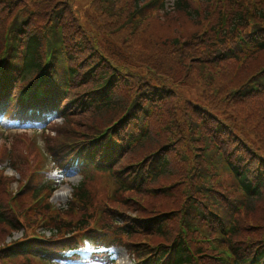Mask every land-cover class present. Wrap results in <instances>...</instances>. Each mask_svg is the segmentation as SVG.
Segmentation results:
<instances>
[{
    "label": "rangeland",
    "instance_id": "rangeland-1",
    "mask_svg": "<svg viewBox=\"0 0 264 264\" xmlns=\"http://www.w3.org/2000/svg\"><path fill=\"white\" fill-rule=\"evenodd\" d=\"M172 1V0H169ZM38 6V7H36ZM37 12H42L48 16L53 14H60L62 19L60 22L67 21L69 27L71 28L70 40L75 45L78 53L73 54L72 65L76 66L80 72H83L87 66L97 69L99 72L103 70L108 63L107 57L100 53L99 46L104 45L102 40H106V46L112 49L119 59L124 62H141L149 60H161V57L156 53L152 41L157 37H163L168 35L170 38L177 36L176 31L180 30L184 33H191L197 28V22L187 18L183 13H169L164 14L163 20L158 19V15L151 14L153 18L149 24L142 23L139 18L134 17V13H130L127 16V22L135 21L138 27L137 31L130 32L124 24H119L118 20L111 16L110 14H99L97 17H92L91 19L78 20L74 13L69 14L70 9L68 5L63 0H54L51 5H49L45 0H0V53L4 46V37L11 26V24L16 20L17 30L19 32L31 31V26L29 25L32 14ZM28 13V15H27ZM151 13H154L153 11ZM17 17V18H16ZM51 20L46 19L41 26L47 28L50 26ZM113 34V35H111ZM255 34V31L247 34L250 38ZM97 36L95 39L94 36ZM23 36V35H22ZM17 38V37H16ZM15 46L21 49V43L14 41ZM86 44L88 49H85L82 45ZM259 64L257 69L254 68L253 76L251 77V82L249 85L250 95L255 96L256 92H260V88L255 89V78L264 77V52L259 56ZM255 62V65L258 61ZM254 65V67H255ZM115 66V65H113ZM115 68V67H114ZM112 70V67H111ZM115 70L118 69L115 68ZM128 71H124L129 76V79L125 82H120L118 87V93L126 98L135 97L136 102L140 104H145L146 101L142 99V96L150 93L149 85L146 82H139L137 85V74L136 70L129 66ZM260 81H264V78H260ZM261 84V83H259ZM261 94H264V84ZM260 85V86H262ZM247 85H245L246 87ZM244 87V88H245ZM177 93H173L172 96L164 98V102L172 107L173 111L171 116L158 119L155 124V130L153 132L152 138L154 143H147L143 148H141L136 158L125 159L122 165H129L136 162L144 160H153L160 157L162 154L167 153L171 160V167L165 174V177L159 179L155 184L150 185L146 190L140 192H129L124 193V196L128 198L126 203L110 202L103 197L107 196L109 190V176L105 175L103 179L99 178L95 180L94 173L92 170H87L85 173H73L65 177V183L62 184L56 194V198L63 199L66 203L68 199L71 198L73 188H75L82 178H87L88 188L95 201V209L92 212L97 213V209L105 208L106 203H110L113 210H118L127 213L132 217H149L152 218L157 225L154 226L149 234H135L129 238L132 245L137 246L139 249H152V248H162L165 252L173 249L174 242L181 240L184 236H178L176 231L181 227V218L185 214L196 212L192 209V205L187 207L184 205L187 196L189 195L188 181L185 175L188 173L194 157L198 156L199 152L189 153L187 151V140L182 137L174 138L171 136L169 129L165 126L168 121L173 123L181 124L185 120L183 115L184 104L179 101ZM201 92L195 90L191 99L199 100ZM260 101L264 102V99L260 98ZM62 118H56L55 129L60 128L64 131V125L61 121ZM142 121L139 120L138 124ZM112 121L108 120L107 116L99 113H93V111L85 114L84 116L76 119L70 123L64 134L66 139H77L83 136H91L95 133L102 131L105 127L111 124ZM241 123H247L244 119V115L241 118ZM249 129L247 132V140L255 144V150L249 148L253 156L257 158L260 152L264 154V112L262 110H256L255 117L249 123ZM255 130V135L250 134L249 131ZM13 135L11 140H2L0 143V156L5 152L15 155L13 157L12 167L5 171L6 175L12 176L11 183H8L3 179L0 181V197L6 203H10L17 210L24 214V219L26 220L27 226H37L43 220L54 219L59 215L54 211H49L43 215H39V211L35 205V201L32 196L25 193L26 183L29 175L26 172H22L23 168H26L24 161V147L21 140H19V133L16 135L14 133H7ZM55 135V132H49V136ZM58 137L60 136L57 135ZM149 151L146 148H151ZM254 148V147H252ZM46 149H40V154ZM32 160L36 159L35 154L31 155ZM52 164V163H51ZM258 173L263 174L264 178V167H258ZM21 171V172H20ZM231 180H229V184ZM74 185V187L72 186ZM234 193L235 197H239V193L235 188H228V191ZM158 191L165 192V195L159 199L153 200L155 193ZM63 195V196H62ZM17 197V200H12V197ZM65 197V198H63ZM192 199V198H190ZM188 199V200H190ZM197 200H192L195 203ZM220 204H225L221 198L219 199ZM264 203V201H263ZM80 207L79 209H81ZM255 208V214L262 215ZM187 212L184 213V211ZM192 210V211H191ZM96 215V214H95ZM79 216V212H75L68 218L75 219ZM255 217H246L243 222V227L245 229L246 235L251 239V242L258 245L261 244V240L264 238V222L253 221ZM192 221L195 219L192 217ZM160 221V224H158ZM167 222V223H166ZM235 223H237L235 221ZM164 227L162 233L159 234L158 228ZM184 226V223H182ZM212 228V227H211ZM34 228H29L28 233L34 231ZM13 234V233H12ZM11 234V235H12ZM49 233H47L48 235ZM0 235L5 237L9 242L10 239L21 238V233H14L10 237V230L5 229L0 230ZM9 235V236H8ZM62 236V235H61ZM188 236V235H187ZM214 235L209 234H194L191 246L195 250L196 255L199 257V262L201 258L210 259L209 264H223L222 255L218 254V236L215 246L210 247L212 251L207 250L209 247L208 242H205V238L213 237ZM162 237H165L164 240ZM124 240V239H123ZM207 243V244H206ZM205 246L201 255H198L196 248L200 246ZM114 252H109L114 258H116L117 263L115 264H135L136 260L132 255V250L122 243L120 247L112 249ZM15 264H31L27 261H18Z\"/></svg>",
    "mask_w": 264,
    "mask_h": 264
},
{
    "label": "trees",
    "instance_id": "trees-1",
    "mask_svg": "<svg viewBox=\"0 0 264 264\" xmlns=\"http://www.w3.org/2000/svg\"><path fill=\"white\" fill-rule=\"evenodd\" d=\"M63 1L68 5L70 14L74 13L78 20H88L97 17L99 14H110L118 20L119 24H124L130 32L137 31L138 27L135 21L127 22L128 14L134 13V17L139 18L145 24H149L153 19L148 11L139 8L142 0ZM209 1L211 0H202L203 7L201 8L193 0H174L168 6L163 7L157 17L158 19L163 20L164 14L183 13L187 18L197 22V28L188 34L177 30V36L173 38L168 35L155 38L152 43L156 53L161 57L159 61L124 62L117 57L112 49L105 45L106 40L104 39L102 40L104 45L99 46V48L109 56L123 76L129 78L124 73V71H128L129 66L136 70L135 77L138 80L136 87H138L139 81L146 82L153 89H157V86L161 84L167 87L170 96L173 93L178 94L179 101L184 104L183 115L186 120L183 124L186 132L190 138H193L194 146L199 148L198 150L201 152L195 176L192 178V193L201 196L200 186L220 189L215 176L220 172H226L227 162L233 167L237 179H240L242 186L249 192L250 197L244 211L238 214L237 223L231 227L227 245L231 246L237 253L239 264H248L253 250L248 249L251 239L246 235L242 221L246 217L256 216L252 219L253 221L264 222V180L256 193H250L255 180L256 166L264 167V154L260 152L261 154L257 158L253 156L249 148L255 150V144L248 141L246 135L250 126L249 123L255 117L256 110L264 112V102L260 101V98L264 99V94H261L264 81H260V78L263 77L255 78L254 82L255 89L257 86L260 87V92H256L255 96H252V94L250 95L251 91H248V84L256 72V70L254 72V68L257 69L259 64L258 58L264 52V39L259 44L258 51L247 57L240 68H238V56H235L236 50L240 46L237 42V34L223 64L222 57H217L218 62L214 63L213 58L203 56L200 50L197 49L200 43H204L205 47L209 48V52L215 53L216 44H213L214 29L219 23L222 10L221 6L219 11H214L211 5L209 6ZM229 10H232L230 4ZM236 23L242 28L244 36L253 31L264 35V7H261L258 3H255L254 7L250 2L244 6H238L235 11L231 12L228 26L234 29ZM69 29L67 33L70 35L71 28L69 27ZM94 38L96 39L97 36L95 35ZM41 47L39 34L33 35L29 42V53L24 72L27 79L42 67ZM102 77L100 76L94 81L93 85L101 83ZM245 85L247 86L245 87ZM195 90L201 92L200 99L202 103L199 100L191 99ZM150 95L146 94L145 99L147 101L149 99L151 103ZM159 98L160 94L157 92L153 99L157 100ZM128 103V98L118 93L117 96L114 94L98 109L103 115H109L113 118L123 112ZM161 106L162 109L155 112V117L160 116L162 113L165 117L171 116L172 107L164 101ZM147 110L150 111V109L142 107L139 109L140 112L144 113ZM243 115L247 123H241ZM249 133L255 135V130L253 129ZM204 153H206L205 160H203ZM166 171L167 168H165L163 174ZM81 191H85V189L81 188ZM223 192L224 190L222 194ZM222 194L220 197H222ZM256 206L262 215L255 214ZM219 209L220 207L217 211ZM6 222L13 221L7 220ZM162 231L163 228L160 227L158 229L159 234ZM212 235H214L213 231ZM162 238L166 240L165 237ZM215 242L217 240H213V243L210 242L207 250L212 251L210 247L215 246ZM205 246L201 245L200 248H196L198 255H201ZM245 255L247 258H245ZM209 260L201 258L200 264H209ZM175 264H197L193 254L187 251L183 243L175 254Z\"/></svg>",
    "mask_w": 264,
    "mask_h": 264
}]
</instances>
